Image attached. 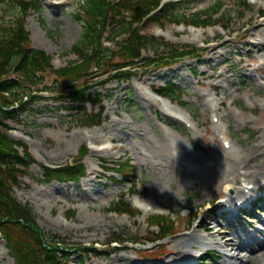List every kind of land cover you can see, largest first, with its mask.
<instances>
[{"label": "rangeland", "instance_id": "1", "mask_svg": "<svg viewBox=\"0 0 264 264\" xmlns=\"http://www.w3.org/2000/svg\"><path fill=\"white\" fill-rule=\"evenodd\" d=\"M219 1L222 8L207 13ZM242 1L190 0L174 13L185 14L189 17L187 20L165 21L145 28L143 33L179 48L218 46L198 59H187L170 68L140 71L127 82L113 80L103 89L94 86L100 102H89L84 109L96 112L98 104L103 108L99 125H82L85 116L79 111V105L61 98L59 92L45 94V99L19 111L17 122H7L10 137L23 141L34 157L11 194L31 207L36 223L46 233L68 243L103 246L113 238L122 242L106 249L107 256L90 257L86 264H140L142 259L138 255L150 254L153 249L154 253L158 247L145 251L129 245V241L137 238L154 237L155 228H148V215L143 212L136 216L110 212V205L120 200L132 206V201L141 202L142 206L150 203L169 215L178 210L182 212L183 216L178 214L174 226L176 234L165 239L158 250L164 256H155L156 261H149L150 264H169L176 258L181 259L176 255L179 250L187 251L193 258L208 247L222 251L216 252L217 260L213 264H246L241 261H246L248 256L251 261L247 264H264V232L258 233L255 239L249 233L247 239L246 231L241 233L220 216L223 207L217 206V199L227 196L224 186L230 182L220 184V177L213 178L212 168L208 167L210 162L227 154L217 137L219 132L213 131L211 111L205 104L208 100H220L221 126L227 127L232 150L239 154L241 161L245 163L247 157L253 156L250 152H259L256 146L264 144V48L250 46L248 40L252 37L254 41L261 38L264 41V27H256L264 21L260 17L263 7L258 4L260 0H254L255 4L245 0L250 6L244 9ZM80 4L82 0H44L41 8L31 11L26 19L25 29L30 34L31 45L51 57L54 69L77 59L73 47L82 39L85 26L76 18ZM195 13L210 25H189ZM257 32L262 36L256 37ZM117 40L121 39L114 42ZM164 49L159 47V51ZM145 54L151 56V49ZM56 77L54 72H46L45 83L51 86ZM84 80L91 83L98 78L87 76ZM168 82L180 88L176 93L179 99L175 98L174 104L187 113L192 130L169 117L157 99L145 92L149 86L156 89ZM85 145L89 147L83 159L86 174L78 183L43 181L42 164L64 165L78 157ZM260 160L261 157L252 159L249 164L255 165ZM117 161H129L132 174L127 180L102 169ZM254 169L264 181V170ZM112 175L118 180L111 181ZM201 215H206L201 225L213 227L218 222L220 230L240 236L238 243L249 246L229 251L231 247L218 243L226 240L225 237L213 234L214 231L204 232L202 226L193 229L187 219ZM192 235L203 236L204 242L181 244L185 237ZM230 253L236 258L225 255ZM70 260L77 264L73 255ZM202 261L201 264H208L205 259ZM0 264H13L1 238Z\"/></svg>", "mask_w": 264, "mask_h": 264}, {"label": "trees", "instance_id": "2", "mask_svg": "<svg viewBox=\"0 0 264 264\" xmlns=\"http://www.w3.org/2000/svg\"><path fill=\"white\" fill-rule=\"evenodd\" d=\"M188 1L169 2L153 13L160 0H82L76 18L84 22V32L82 39L73 47L78 59L54 70L51 57L31 46L25 29L30 11L41 8L40 0H0V237L13 258V264H71V255L75 263L85 264L89 256L106 254V250L94 244L68 243L46 233L36 223L31 207L12 196L13 188L19 185L20 176L27 173L33 158L26 145L8 135L6 121H17L19 111L43 99L37 93V86L44 83L45 73L52 71L57 75L56 79L51 86L44 84L42 89L50 93L58 91L71 103L79 104V111L85 116L82 125L100 124L102 109L97 113L84 109L89 102H99V94L95 90L91 92L95 85L104 88L112 80L126 82L140 71L171 66L185 58L195 57L201 51L191 47L179 48L161 38L141 33L153 23L162 25L165 21L187 20L189 17L185 14L176 16L174 13ZM242 6L246 8L248 5L243 1ZM221 7L219 1L207 13L217 12ZM192 15L189 23L208 24L200 14ZM104 34L109 41L121 40L115 42L114 48L103 46ZM161 46L165 49L159 51ZM147 49H151V56L145 54ZM87 76L99 77L100 80L88 83L84 80ZM178 91L170 82L158 90L171 98H177ZM20 146L24 147L23 154L19 151ZM85 153L83 148L80 156L84 157ZM129 167L128 161H118L106 169L126 179ZM84 174L83 163L71 165L67 162L56 168L42 166L44 182H78ZM110 211L135 215L129 203L122 200L113 202ZM150 221L158 227L159 235L146 242H159L173 231L174 221L171 218L157 216L151 217ZM146 242L138 240L130 243L141 247Z\"/></svg>", "mask_w": 264, "mask_h": 264}, {"label": "bare ground", "instance_id": "3", "mask_svg": "<svg viewBox=\"0 0 264 264\" xmlns=\"http://www.w3.org/2000/svg\"><path fill=\"white\" fill-rule=\"evenodd\" d=\"M263 25H264V22H258L256 27H258V26L262 27ZM254 35L256 37H261L262 36L260 32L254 33ZM260 43H261L262 47H264V42L261 39H257L255 45H259ZM216 47H217L216 45L211 46V51L215 50ZM215 101L219 102L218 100H215ZM163 104L167 107L166 110L169 112V115L175 116V117H181L182 119H186L185 115L183 114V112L181 110H179V108H177L175 106H172V105L168 104L167 102L163 103ZM205 104H206V106L208 105V107H210L209 106V102H207ZM221 130H222V128H221ZM256 147L260 148L259 152H257V153L250 152V155L253 154V156L250 157V158L247 157V160H246L247 164H246V162L244 163V161H240L239 159H237L236 156L234 155V153H230V152H228L225 156L223 155L220 158L216 159L214 162H210L208 164V167L212 168L211 169L212 172L210 173L211 176L213 178H215V179H218L220 177L218 179V182L220 181V184H223V183L229 181L232 184H237L238 185V189H240V188H243V187L239 186V182H240L239 180H241V175H239V173L237 172V168H238V170H240V169L245 170L242 176L245 177L246 180H250V181L255 180V181L258 182L259 181V176H257V174H256L257 173V171H256L257 169H254V168H259L260 170H264V159H263L264 144L260 143ZM258 157H261V160L259 162L255 161V165L249 164V162L252 159L254 161ZM243 182L249 184V182H246L245 180ZM238 189H236V190H238ZM216 235L225 236L226 240L222 239L218 243L221 246H223V247H231L229 251L241 250V249L245 248L244 244L238 243V240L241 239L239 236H235V235H232V234L231 235L230 234H226V231H224V230H217ZM201 239L202 238L199 235H192L189 238L185 237V239H184L185 243H183V245L188 244L189 242L197 243V242H200ZM176 255L181 256L182 259L189 257V255L186 252H184V250H179ZM227 257L228 258H236V256L234 254L227 255ZM250 261H251V259L248 256L246 261H241V263L244 262V263L247 264V263H250Z\"/></svg>", "mask_w": 264, "mask_h": 264}, {"label": "water", "instance_id": "4", "mask_svg": "<svg viewBox=\"0 0 264 264\" xmlns=\"http://www.w3.org/2000/svg\"><path fill=\"white\" fill-rule=\"evenodd\" d=\"M226 190L231 192V188L230 187H226Z\"/></svg>", "mask_w": 264, "mask_h": 264}]
</instances>
